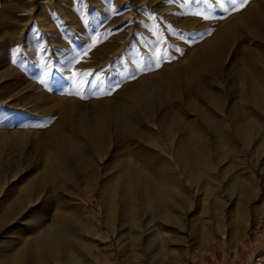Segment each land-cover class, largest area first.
Segmentation results:
<instances>
[{
	"label": "bare ground",
	"instance_id": "bare-ground-1",
	"mask_svg": "<svg viewBox=\"0 0 264 264\" xmlns=\"http://www.w3.org/2000/svg\"><path fill=\"white\" fill-rule=\"evenodd\" d=\"M210 1L211 11L205 10L203 14L214 18L216 23L201 38L195 39V31L190 30L196 15L185 12L180 16V31L194 38V43L182 46L178 62L165 63L162 69L130 81L89 107L68 111L53 127L41 128L30 144L24 138L25 131L1 130L0 155L12 151L19 156L2 159L0 164V230L4 231L0 239V264H78L74 252L78 256L89 253L94 264H109L99 247L97 231L83 214L67 200L64 208L49 207L53 193L57 200L58 195L62 197L75 187L87 185L91 173L99 171L97 158L113 159L114 175L104 192V225L112 230L117 228L118 221L136 247L141 235L157 222L158 244L144 255L142 264H170L167 253L173 254L172 247L181 243V215L191 208L177 186L171 160L186 182L200 185L205 192L214 161L232 160L237 146L255 156L251 140L260 134V140L264 141L262 41L254 55L252 49L246 50L245 61H240L239 48L234 47L241 29L258 40L264 39V0L258 4L249 1L236 17V27L223 26L225 17L221 14L224 7L231 5L228 0ZM224 99L228 106L225 120L232 138L229 144L221 143L226 135L215 119L217 112L226 107L223 108ZM153 117L150 128L146 121ZM152 135L162 136L165 147L161 152L169 161H161L154 155L156 141ZM139 140L145 141L143 149H146L145 163L141 162V166L129 153L118 160L113 157L112 150L117 151L119 143ZM32 164V172L25 173L18 184H2ZM73 175H78L79 184H58L62 179L72 181ZM232 184L233 188L229 187L226 193L231 195L235 189L239 193L237 204L241 205L250 191L240 180ZM95 188L100 189V185L95 184ZM220 209L221 205L214 206L215 212ZM197 210L205 213L202 204H198ZM203 224L194 220L189 224L200 248L208 238L198 230ZM229 224L236 230L239 227L231 216ZM163 232L171 235L159 239ZM171 257L173 262L182 258L180 253ZM139 259L138 252H134L130 261L124 256L122 264H139Z\"/></svg>",
	"mask_w": 264,
	"mask_h": 264
},
{
	"label": "rangeland",
	"instance_id": "rangeland-1",
	"mask_svg": "<svg viewBox=\"0 0 264 264\" xmlns=\"http://www.w3.org/2000/svg\"><path fill=\"white\" fill-rule=\"evenodd\" d=\"M208 6H211L210 0H0V131H25L24 138L31 143L41 128L53 127L68 111L89 107L99 98L110 97L130 81L162 69L165 63L178 62L182 48L194 43V38H201L207 28L216 23L214 18L205 20L196 16L190 29L196 35L189 38L180 31V16L185 12L211 11ZM232 7H224L223 26H235L236 17L244 8L233 11ZM247 33L241 29L236 36L239 40L234 39L240 61L246 60L243 54L248 50L252 49L250 52L254 55L260 43L264 48V39L258 40ZM150 65L152 70L145 71ZM226 102L224 99L223 108L226 107L217 112L215 119L226 135L221 143L229 144L232 138L225 120ZM153 119L146 121V126L150 127ZM152 138L156 141L153 154L161 161H169L161 152L165 147L162 136L152 135ZM144 142H121L117 151L112 150V155L118 160L119 156L129 153L141 166L145 163ZM251 149L257 155L251 156L243 146H237L232 160L214 161L205 192L200 185L186 182L171 160L177 186L187 200V207L191 208L181 215V243L172 247L173 254L180 253L182 258L173 262L170 259L173 254L167 253L168 263L264 264V141L260 140V134L254 135ZM14 155L19 156L12 151L1 154L0 164L2 159L9 160ZM97 159L99 171L91 173L87 185L75 187L62 197L58 195L57 200L53 193L49 207L64 208L67 200L83 214L85 221L97 231L99 247L109 264H122L124 256L130 261L134 252H138V262L142 264L144 255L158 244L155 236L158 223L141 235L136 247L118 221L117 228L112 230L104 225V192L114 175L113 159ZM33 166L24 168L16 178L2 184H18L25 173L32 172ZM77 177L73 175L72 181L62 179L58 184H79ZM236 180L250 191L241 205L237 204L239 193L235 189L231 195L226 193ZM95 184H99L101 190L96 189ZM198 204L205 207V213L197 210ZM216 204L221 205L217 212ZM230 216L234 222H239L237 230L234 225L230 226ZM192 220L205 222L198 229L208 237L202 248L190 230ZM168 225L171 226V222ZM170 235L163 232L159 239ZM3 236L4 231L0 230V239ZM85 248L87 250L88 246ZM74 253L78 264H94L89 253L79 256Z\"/></svg>",
	"mask_w": 264,
	"mask_h": 264
},
{
	"label": "snow or ice",
	"instance_id": "snow-or-ice-1",
	"mask_svg": "<svg viewBox=\"0 0 264 264\" xmlns=\"http://www.w3.org/2000/svg\"><path fill=\"white\" fill-rule=\"evenodd\" d=\"M197 2H199V0H197ZM205 2H207V0H205ZM249 2V0H239V3L237 2V0H228V3H230L233 7H232V10L233 11H237V10H240L242 9L244 6L247 5V3ZM194 15L196 16H199L201 17L202 19H209L210 17L208 15H205L201 12H196V13H193ZM152 70V66L150 65L148 68L145 69V71H150Z\"/></svg>",
	"mask_w": 264,
	"mask_h": 264
}]
</instances>
